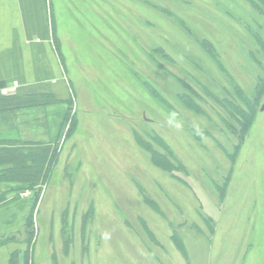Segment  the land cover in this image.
<instances>
[{
    "label": "rangeland",
    "instance_id": "obj_1",
    "mask_svg": "<svg viewBox=\"0 0 264 264\" xmlns=\"http://www.w3.org/2000/svg\"><path fill=\"white\" fill-rule=\"evenodd\" d=\"M50 4L71 103L31 264H264V0Z\"/></svg>",
    "mask_w": 264,
    "mask_h": 264
},
{
    "label": "crops",
    "instance_id": "obj_2",
    "mask_svg": "<svg viewBox=\"0 0 264 264\" xmlns=\"http://www.w3.org/2000/svg\"><path fill=\"white\" fill-rule=\"evenodd\" d=\"M50 6V0H0V97L38 102L0 112V147L14 141L53 146L63 130L70 97L53 45ZM16 186L0 183V192ZM37 204L31 193L6 195L0 205V264H31Z\"/></svg>",
    "mask_w": 264,
    "mask_h": 264
},
{
    "label": "trees",
    "instance_id": "obj_3",
    "mask_svg": "<svg viewBox=\"0 0 264 264\" xmlns=\"http://www.w3.org/2000/svg\"><path fill=\"white\" fill-rule=\"evenodd\" d=\"M256 43L264 53V42L256 39ZM256 90H258L256 92L257 95L258 92L264 90V79L259 81ZM256 101L257 99L255 98L252 102V107L255 106ZM70 103L71 99L68 100V105ZM37 104L38 102L33 98L25 101L24 98L20 97H0V112L5 110L15 111ZM246 106L250 108L249 102H246ZM252 107L251 109H253ZM67 121L68 116L65 115L63 128ZM245 126L246 124H242L241 133L247 131L248 126ZM3 145V147H0V183H12L17 186L10 191L0 192V205L6 201V195L9 192L21 194L26 191H35L39 193L40 186L48 179L55 160L54 145L21 141Z\"/></svg>",
    "mask_w": 264,
    "mask_h": 264
},
{
    "label": "built area",
    "instance_id": "obj_4",
    "mask_svg": "<svg viewBox=\"0 0 264 264\" xmlns=\"http://www.w3.org/2000/svg\"><path fill=\"white\" fill-rule=\"evenodd\" d=\"M30 193L29 192H24L22 193V196L25 197V196H28Z\"/></svg>",
    "mask_w": 264,
    "mask_h": 264
},
{
    "label": "water",
    "instance_id": "obj_5",
    "mask_svg": "<svg viewBox=\"0 0 264 264\" xmlns=\"http://www.w3.org/2000/svg\"><path fill=\"white\" fill-rule=\"evenodd\" d=\"M261 111H263L264 110V105L261 107V109H260Z\"/></svg>",
    "mask_w": 264,
    "mask_h": 264
}]
</instances>
